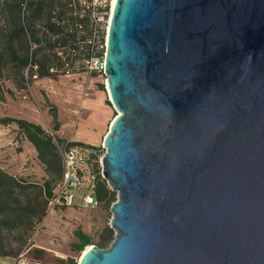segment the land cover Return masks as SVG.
<instances>
[{
    "label": "water",
    "instance_id": "obj_1",
    "mask_svg": "<svg viewBox=\"0 0 264 264\" xmlns=\"http://www.w3.org/2000/svg\"><path fill=\"white\" fill-rule=\"evenodd\" d=\"M112 240L76 264H264V0H114Z\"/></svg>",
    "mask_w": 264,
    "mask_h": 264
},
{
    "label": "rangeland",
    "instance_id": "obj_2",
    "mask_svg": "<svg viewBox=\"0 0 264 264\" xmlns=\"http://www.w3.org/2000/svg\"><path fill=\"white\" fill-rule=\"evenodd\" d=\"M109 11L99 21V27L103 28L102 46ZM5 85L14 94L13 98L7 96L5 102H0V117L23 118L39 124L52 141L55 137L60 141L79 142L100 149L103 137L116 114L108 101L102 71L89 73L84 70L59 74L55 78L33 79L25 92L14 90L9 82H5ZM52 106L55 108L57 129H54L55 122L49 114ZM20 136L14 123L0 124V167L4 170L11 167L13 174L6 171L16 178L23 177L26 181L41 183L43 180L35 178L39 167L30 162L34 161L33 154L21 146L23 137ZM38 164L43 170L40 161ZM30 167H33L36 174L31 172ZM25 171L29 173L24 174ZM43 173L42 179L47 178L44 170ZM54 182L52 180L51 185ZM106 191L107 197L97 198L98 204L95 207L47 205L39 222H35L31 209H26L18 224L27 227H15L7 216L0 215V252L6 254L0 255V263H9L17 254L26 250L27 255L49 264H69V259L76 264L86 247L96 245L99 234L105 227H109V206L115 200L116 193L108 186ZM75 231L85 234L89 238L88 244L79 248ZM109 242L97 247L105 248Z\"/></svg>",
    "mask_w": 264,
    "mask_h": 264
},
{
    "label": "trees",
    "instance_id": "obj_3",
    "mask_svg": "<svg viewBox=\"0 0 264 264\" xmlns=\"http://www.w3.org/2000/svg\"><path fill=\"white\" fill-rule=\"evenodd\" d=\"M79 10L77 0H0V102H5L7 96L13 98L14 94L5 82L14 90L25 92L33 79L55 78L59 74L84 70L101 72L100 69L87 70L85 61L90 57L102 59L103 28L89 16V11L81 13ZM49 114L57 129L53 106ZM9 123H14L31 143L47 175L41 183L29 182L0 167V215L7 216L15 227H27L18 224L23 212L31 209L35 222H39L60 177L61 161L55 145L60 140L54 137L52 141L39 124L26 119L0 117V124ZM52 180L55 182L51 185ZM106 188L104 180L97 181L96 199L107 197ZM75 235L79 248L88 244L85 234L75 231ZM111 238L112 230L105 227L96 246L106 244ZM0 255L6 254L0 252ZM69 264L74 262L69 259Z\"/></svg>",
    "mask_w": 264,
    "mask_h": 264
},
{
    "label": "built area",
    "instance_id": "obj_4",
    "mask_svg": "<svg viewBox=\"0 0 264 264\" xmlns=\"http://www.w3.org/2000/svg\"><path fill=\"white\" fill-rule=\"evenodd\" d=\"M77 1L79 12L89 11V16L95 23H100L103 15L109 11L110 0ZM85 62L87 69H100L101 71L103 69V57L102 59L90 57ZM55 145L60 156L61 174L54 184L47 205L49 207L54 205L79 208L95 207L98 204L95 197L96 184L98 180H104L100 162L104 147L101 144L100 149H95L90 145L67 140L55 142ZM99 151H101L100 154ZM11 264L49 263L27 255L25 250L12 258Z\"/></svg>",
    "mask_w": 264,
    "mask_h": 264
},
{
    "label": "crops",
    "instance_id": "obj_5",
    "mask_svg": "<svg viewBox=\"0 0 264 264\" xmlns=\"http://www.w3.org/2000/svg\"><path fill=\"white\" fill-rule=\"evenodd\" d=\"M20 137H23L22 135L20 136ZM21 146L24 148V149H26V150H28L31 154H33V160L34 161H30L31 163L33 162L34 163V165H36V166H38L39 167V173H35V171H33L34 169H33V167H30V170H32L31 172L32 173H34V174H36L35 175V178H37V179H39V180H43L42 179V177L44 176V173H43V170H42V168L40 167V165L38 164L37 165V162H39L38 161V159L36 158V152H35V150H34V148H33V146L31 145V143H29L24 137H23V140H21ZM36 160V161H35ZM8 172H10V173H12V171H11V167H8L7 169H6ZM27 173H29L28 171H25L24 172V174H27ZM13 174V173H12ZM0 264H11V261L8 263H6V262H1Z\"/></svg>",
    "mask_w": 264,
    "mask_h": 264
},
{
    "label": "bare ground",
    "instance_id": "obj_6",
    "mask_svg": "<svg viewBox=\"0 0 264 264\" xmlns=\"http://www.w3.org/2000/svg\"><path fill=\"white\" fill-rule=\"evenodd\" d=\"M113 4H114V0H110V2H109V10L111 11V9H112V7H113ZM110 11H109V14H110ZM88 247H86V249H87ZM85 251V250H84ZM83 251V252H84ZM82 252V253H83Z\"/></svg>",
    "mask_w": 264,
    "mask_h": 264
}]
</instances>
